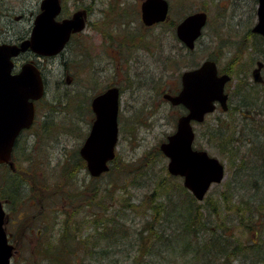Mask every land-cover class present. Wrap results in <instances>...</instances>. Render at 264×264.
<instances>
[{
  "label": "rangeland",
  "instance_id": "rangeland-1",
  "mask_svg": "<svg viewBox=\"0 0 264 264\" xmlns=\"http://www.w3.org/2000/svg\"><path fill=\"white\" fill-rule=\"evenodd\" d=\"M116 1L84 0V4L92 7L89 26L73 37L64 52L40 60L47 92L44 99L38 103L37 122L31 130L25 131L19 137L13 168L11 165L0 167V199L9 217L5 226L11 235L10 241L15 246L11 264H53L44 263L41 256L44 251L36 250L40 237L36 235L35 213L43 206L47 208L48 204L52 222L48 218L50 228L47 240L53 238L54 244L60 245L61 238L58 235L65 230L66 223L72 224L77 219L80 222L78 234L69 237L71 248L67 246L76 251L75 241L79 245L77 255L67 252V259L72 264H95L97 261L99 264L190 262V255H182L179 252L186 247L188 233L171 236L175 224H169L164 231L172 237V245L175 248L172 251L171 243L165 244V240L154 241L152 244L153 237L147 239L145 248H140L138 238L134 235L150 217V212H153L142 204L145 197H149L157 181L167 176L168 159L159 147L174 131L179 115L180 108L174 107L164 98L163 87L170 85L173 88L174 79L180 72L208 58L218 59L219 67L222 70L227 69L228 72L241 68L248 79L253 80V69L260 59V50H257L260 46L255 47V38L250 34L251 28L257 22V0H169L173 7L172 15L178 20L199 9H206L210 15L209 24L190 52H187L188 48L181 47L175 33L173 35L171 32V20L165 25L151 29L142 28L139 12L141 0L119 1L118 8L122 13L119 24H116V11L105 17L103 11H114L111 7H114ZM77 2L69 0V9L73 10ZM38 10L39 0H16V17L20 14L25 16L23 22L16 20V25L22 30L30 29L31 13L34 15ZM124 22L128 23L127 31L122 30ZM18 37L16 34V38ZM116 47L123 51L121 62L115 57ZM132 55H135L133 59ZM261 55L264 58V50ZM22 58L28 60L33 56L26 53ZM17 62L19 67L22 59ZM110 83L123 86L124 89L119 113V140L116 146V158L119 157L121 164L115 165L113 176L104 173L100 180H114L115 190L107 202H112L114 214H122L120 218L128 223L129 233L132 235H122L116 225L117 227H111L107 231L106 234H111L109 237L100 240V235L96 234L98 231L91 222L89 208L84 207L82 203L76 214L75 209L71 210L75 216L67 217L64 208H68V204L61 202L60 194L50 193L54 190L72 191L77 185L91 180L92 177L86 168L75 166L74 157L93 120L91 109L86 105H90L92 96ZM256 86L238 82L235 77L229 88L233 110L229 113L217 110L208 115L203 124L196 125L195 146L206 149L226 164L224 180L213 184L206 198L209 196V199H217L227 219L234 217V212L228 211L223 199L225 191L231 193L232 203L250 198V202L259 204V200L264 198V86ZM54 98L60 99V103L56 104ZM50 102L55 105L52 109ZM79 103L82 106H78ZM236 106L245 110L243 117ZM237 124L244 127L239 139L253 137L256 143L253 151H249V144L239 149L240 157L247 162L241 170L238 166L242 160L228 158L215 146L216 137L212 136V132L218 131L216 129L222 125L240 129ZM122 163L125 164L124 167ZM6 168L16 170L12 180L15 186H20L18 196L16 197L15 192L13 199H7L8 194H4L5 187L9 186L5 177L11 175L6 173ZM169 180L171 184L182 182V178L172 175ZM243 181L249 188L243 186ZM253 181L257 183H252ZM161 195L159 200L168 205L174 222L181 224L183 220L191 217L193 205L188 195L178 197V194H175L170 198L167 194ZM151 199L149 197L147 201ZM127 202L137 206L134 209H124ZM204 202L205 199L200 203ZM206 204L208 206V202ZM261 225L257 242L264 244V226ZM255 232L237 230L235 235L244 243H252ZM70 233H74V230L70 229ZM203 239L205 236H200L199 242ZM94 248H98V251ZM149 249L151 253L145 255ZM263 252L261 249L256 250L257 255H262ZM50 253H54V250L51 249ZM184 259H188V262ZM204 261L205 255H201V262ZM261 262L262 260H258V263H254L251 259L240 258L233 260V264Z\"/></svg>",
  "mask_w": 264,
  "mask_h": 264
},
{
  "label": "water",
  "instance_id": "water-1",
  "mask_svg": "<svg viewBox=\"0 0 264 264\" xmlns=\"http://www.w3.org/2000/svg\"><path fill=\"white\" fill-rule=\"evenodd\" d=\"M61 9L60 0H42L41 12L35 17L31 35L16 44L0 43V163L8 162L13 167L11 156L16 138L23 128L31 126L35 115L34 102L45 93L38 65L27 61L18 72L13 73V57L29 49L44 56L58 54L71 34L86 26V9L58 21L56 17ZM168 10L167 0L142 2V17L147 24L164 20ZM257 14L258 22L253 29L264 36V0H258ZM206 21L207 13L204 11L188 15L177 27L178 36L193 48ZM230 78L228 73L219 75L217 63L207 59L199 67L183 73L182 89L178 94H165L173 104H184L188 112L178 118L176 130L160 147L169 159V172L183 177L184 185L199 200L205 197L213 183L224 179L226 168L224 162L207 150L194 148L192 120L203 121L205 115L216 108V101L223 109L228 108L225 84ZM119 96V87L112 86L92 100L95 119L80 153L93 176L108 170V162L115 156L119 136ZM6 221V211L0 200V264H10L15 250L8 238Z\"/></svg>",
  "mask_w": 264,
  "mask_h": 264
},
{
  "label": "trees",
  "instance_id": "trees-1",
  "mask_svg": "<svg viewBox=\"0 0 264 264\" xmlns=\"http://www.w3.org/2000/svg\"><path fill=\"white\" fill-rule=\"evenodd\" d=\"M84 1V0H80ZM96 0H94L95 2ZM120 2H116L114 7H111L114 9V11H103L105 14V17H108L110 13L116 11V15L118 18V22L116 24L120 23V15H122L119 7ZM88 5V4H87ZM90 7L91 11V5H88ZM112 10V9H111ZM127 24H123L124 31H127ZM253 38H255L254 44L255 47L258 45L261 47L260 39L256 35H252ZM262 38V37H261ZM264 41V39L262 38ZM257 49V48H256ZM261 48L257 49L258 51ZM256 51V50H255ZM258 55V53H257ZM218 60V59H217ZM232 62H235V59L232 60ZM241 65L238 66L240 68ZM223 71H228L227 69H224ZM230 72V71H229ZM233 77L238 78V82H245L249 83L253 87H257L253 81H250L248 79L247 74H245L243 69H233L230 72ZM234 79H232V82ZM260 87V86H258ZM46 96V95H45ZM44 99V98H43ZM56 104L60 103V99L54 98L53 100ZM62 106V103L60 104V107ZM78 106H82L81 103L78 104ZM55 105L50 102V108H54ZM57 107V105H56ZM86 107L89 109L90 105H86ZM236 109H238V112L243 117V112L245 110L242 109V107L236 106ZM56 109V108H55ZM233 109L230 108V110L227 112H231ZM220 121V120H219ZM242 122V121H241ZM53 125L54 123L51 122ZM239 127L240 124H237ZM220 128V127H219ZM217 128L215 132H212V136L216 137V147L224 152L228 158L233 160L234 158H240L241 163L238 166V169L244 168L247 162H245V159L240 157L239 149L249 144V151H253L256 147V143H254V138L249 137V139L241 140L239 139V134L244 131V127H241L240 129L231 128L228 126L222 125V127L219 129ZM19 141V139H18ZM18 144V143H17ZM160 148V147H159ZM16 150V147H15ZM161 150V149H160ZM15 152V151H14ZM76 156L74 157V164L75 166H78L79 168H86V161L81 157V155L78 152H75ZM119 157L115 158L111 165L109 170L106 172L107 175H114L115 172V165L121 164ZM122 166L124 167L125 164L122 163ZM126 169V168H124ZM15 171H12L8 168H6V173L11 174L8 175L6 178V183L9 185L7 188L5 187V193L7 199H13V195L16 192V197L19 194V188L17 185L15 186V182L12 180L13 175L15 176ZM171 173L167 170V176L163 178L160 181H157L156 187L153 188L151 194L149 195L151 201H147V197H145L142 204L149 207V210H153V212H150V217L144 222V225L140 229V231H135L134 235L136 238H138V247L145 248L147 244V239L150 237H153V240H151L152 244H154V241L162 242L165 244L171 243V251L175 249L173 247L172 237L176 234H183L188 233L189 239L187 240L186 247L182 250H180V254L184 255H190V262H188V259H184V261L187 264H233L234 259L240 258L241 260H247L251 259L254 263H258V260H262L260 264H264V252L262 255H257L256 250L261 249L264 251V244L257 242V236L260 233V225L262 224L263 218H264V198L260 199L259 204H253L250 202V198H244L241 199L238 203H232L231 201V193L225 191L223 193V199L226 202L228 206V211L234 212V217L232 216L231 219H227L224 209H220V206L218 205L217 199L212 198L209 199L205 198L204 203L198 202V200L189 192L188 189L185 188L182 182H175L170 183V180L168 181ZM173 176V175H172ZM178 177V176H174ZM179 179V178H178ZM13 181V182H12ZM245 181V180H244ZM242 182L243 186L245 188H249V186L245 185V182ZM257 183V182H252ZM250 184L252 186L253 184ZM115 186L114 180L112 178L107 179L106 181L100 180V178H94L92 177L89 182H83L81 185H77L72 191H67V189L63 190V192H60L58 190H54L50 193V195L60 194L61 202L65 204H68V208H64L65 213L67 214V217L75 216L72 215L71 210L75 209V213L78 210L79 207H81L82 203L83 206L90 210V215L92 217L91 222L94 223V226L96 227L98 235H100V240L109 237L111 234H106L107 231L111 227H117L116 229L123 233L122 235H129V225L128 223H125L122 221L123 218H120L122 214H114L113 211V205L112 202L108 203L107 199L112 198L113 196V190ZM84 189V190H83ZM127 190V188H125ZM161 194H167L170 198L171 196L178 194V197L181 195H188L192 200V215L188 220H183L181 224H177L174 222V220L171 219L172 212H169L168 205L166 206L162 201L159 200V198L162 196ZM249 196H253V194H248ZM121 196V194H120ZM122 198V197H121ZM123 199V198H122ZM41 200V196H40ZM124 201L125 198H124ZM172 201V200H171ZM208 202V206L206 204ZM122 203V202H121ZM252 205H251V204ZM137 205H133L131 203L126 204V207L124 209L132 208L134 209ZM44 207V206H43ZM41 207L37 210L36 214V220L35 225L37 228L36 235L40 237L39 244L36 250L39 249V251L43 250L44 253L41 254L43 256L42 260H44V263L51 262L53 264H72V262H69L67 259V252H70L73 255L78 254V242L75 241L76 246L75 250L69 249L70 247V241L69 237L75 236V233L78 234L80 230V222L77 219L74 223H66L64 226V229L67 231L65 233V230H63L62 233H60L58 236L61 238L58 244H54L53 238L48 239V231H49V220L52 217H50V211L49 204L47 205V208ZM210 207V208H209ZM123 209V210H124ZM210 219V222H209ZM213 221V222H212ZM238 221V222H237ZM211 223V225H210ZM237 223V224H236ZM169 224H175L173 231H171L172 235H166L165 230L169 227ZM264 226V223L261 225ZM70 229L74 230V233H70ZM101 229L103 231H101ZM237 230H247V231H256V236L253 237L252 243H244L239 236L235 235V231ZM103 232V233H102ZM92 234V233H90ZM96 234H94L96 236ZM97 235V236H98ZM105 237H101V236ZM121 235V236H122ZM130 234L129 236H131ZM117 238L119 235H116ZM200 236H205V239H203L202 242H199ZM47 240V241H46ZM263 241V240H262ZM56 242V241H55ZM62 243V244H61ZM97 245V244H96ZM95 245V246H96ZM68 246V247H67ZM43 247V248H42ZM194 247V248H193ZM42 248V249H40ZM71 248V247H70ZM53 249L54 253H50V250ZM94 250L97 252L98 248H94ZM40 251V252H41ZM107 252V251H105ZM150 249L147 252L148 255L150 254ZM201 255H205V261L201 262ZM257 255V256H256ZM72 261V260H71ZM183 261V262H184ZM184 262V263H185ZM39 264V263H38ZM82 264H85L84 262ZM95 264H99V261H97Z\"/></svg>",
  "mask_w": 264,
  "mask_h": 264
},
{
  "label": "flooded vegetation",
  "instance_id": "flooded-vegetation-1",
  "mask_svg": "<svg viewBox=\"0 0 264 264\" xmlns=\"http://www.w3.org/2000/svg\"><path fill=\"white\" fill-rule=\"evenodd\" d=\"M77 1L80 2L79 0H77ZM119 1L120 0H117L116 2H119ZM121 1L122 2H126L127 0H121ZM41 2H42V0H39V10L34 15H33V13H31V19L29 20V24L31 23L30 24V29L22 30L19 27V25H16V20L19 21V22L20 21L23 22L24 19H25V16L23 14H20L18 17H16V0H0V43L16 44V42H19L23 38H26V37L30 36L32 28H33V25H34L35 17L37 16L38 13L41 12ZM60 2H61V5H62V9H61L60 14L56 18L58 21H61V20L66 19V18H71L76 11L81 10V9H87L88 17L90 16V13L92 11V10L90 11V7L88 6L89 4L88 5L84 4V1H81L80 3L77 2V5L74 7L73 10L69 9V6H68L69 0H60ZM257 3H258V0H257ZM91 9H92V7H91ZM199 10L200 11H202V10L206 11V9H199ZM172 12H173V7H172V4L170 3L169 14H168V17L166 19H164L163 21H156V22H154L152 24H147V23H145L143 21V19H141L142 28H144L146 30L147 29H151V28H154L156 26L165 25L168 21L171 20V24H170L171 32L173 33V35L175 33L177 40H179L180 43H181V47L188 48V46L179 39V36L177 34V27H178L179 22L182 20V18L180 20H178V18L173 17ZM196 12H197V10H196ZM140 14H141V12H140ZM207 17H208V19H207L206 25L204 26V29L206 28V26L210 22V15H209L208 12H207ZM89 23H90V19L87 18V26H89ZM123 24H126V22H124ZM146 30H144V31H146ZM80 33L81 32L72 33L71 34L72 38L69 40L67 46L72 41L73 37L75 35L80 34ZM203 33H204V30H203ZM16 34L19 35L18 38H16ZM250 34L251 35H256L260 39V42H261V47H259V48H261L260 51H259L260 59L257 60V63H256L257 66L253 69V75H252L253 80H251L255 84H257V85H259L261 87V86H264V58L261 55V52L264 50V41L262 40V38L264 39V37L261 34H259L258 32H255L253 27L250 30ZM197 42H198V40L196 41V44H197ZM196 44H195V46H196ZM190 51L191 50L189 49L187 52H190ZM115 52L117 53V55L116 56L112 55V56H115L116 58H118L119 61L122 60L123 59V51H121V49L119 47H116L115 48ZM22 57H23V54H21L18 57H16V56L14 57V62H15L14 72H16V60L22 59V62L24 60H26L25 58H22ZM134 57H135V55H132L131 59H133ZM45 58H47V57H45ZM218 70H219L220 74L228 72V71H221L220 68ZM182 72L179 73V75H177L176 79H174V84L175 85H174L173 88L170 87V85H166V86L163 87V96L167 100V102L171 103L170 99L165 96V93H169L171 95H175V94L179 93V91L182 89ZM228 73H230V72H228ZM111 86H117V84L110 83L105 88L107 89L108 87H111ZM230 86H231V82H228L227 85H226V90H227V92L229 94L228 98H227L229 107L227 109H224V110H228V111L230 110L231 104H232L231 103L232 102L231 91H229V87ZM118 87L120 89V98H121L122 93L124 92V89H123V86L118 85ZM120 105H121V99H120ZM172 105L174 107L180 108L178 117L181 116L182 114L188 112V108L185 105H183V104H178V105L172 104ZM89 109H91V112H92V115H93V120H92L91 125H90V127H91L92 123L94 121L95 113H94V111L92 109V106H90ZM217 110H222V105L220 104L219 101L216 102V108H215V110L213 112H215ZM228 111H226L225 113H227ZM213 112H211V113H213ZM204 121L205 120H203L201 122H197L196 120H193L194 128L196 129L197 126L200 125V124H203ZM80 149L81 148H79V152H80Z\"/></svg>",
  "mask_w": 264,
  "mask_h": 264
}]
</instances>
